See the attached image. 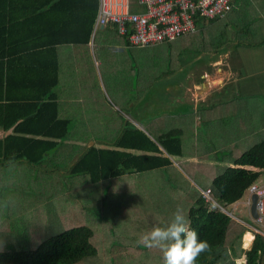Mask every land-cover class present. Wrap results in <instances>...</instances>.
I'll return each mask as SVG.
<instances>
[{"label": "crops", "instance_id": "crops-1", "mask_svg": "<svg viewBox=\"0 0 264 264\" xmlns=\"http://www.w3.org/2000/svg\"><path fill=\"white\" fill-rule=\"evenodd\" d=\"M247 3L231 0L223 15L198 17L192 31L172 39L131 45L112 24L95 22L97 0H0V39L15 42L13 58L17 56L13 81L0 82V121H12L0 126V167L14 159L16 178L29 180L13 186H37L38 200L54 199L56 211L62 207L60 203L67 204L68 196L54 189L56 176L37 174L32 169H56L62 178L75 179L68 184L74 188L80 183L91 186L106 177L114 178L116 186L136 185L142 179H146L145 184H151L150 179L153 186H162L163 180H172L167 185L173 183L174 178H166L167 168L175 167L182 173L180 159L187 162L196 181L190 177L193 188L182 194H176L175 183L170 185V193L168 187L153 188L156 200H163L169 207L166 213L173 215L179 206L176 201L186 197L185 191L191 192V201L196 192L208 188L210 178L220 170V158L211 155L203 161L206 156L201 154L208 153L195 147L200 135L197 124L221 115L228 100L252 98L255 92L264 90V11L258 14L263 23L245 20L240 10L248 8ZM102 31L111 33L107 46L106 41L100 43L108 36H102ZM182 36L186 38L180 40ZM163 41L173 43V51L162 56L169 57L167 64L174 62V72L159 75L162 67L158 74L146 77L140 51L151 44L163 46ZM184 41L187 43L180 45L182 49L176 47ZM194 45L195 50L191 49ZM98 46L115 54L111 66L118 64L102 72L104 77L98 66L107 60L96 51ZM99 90H109L114 98L102 96ZM184 137L191 139L193 152L185 146ZM211 148L205 147L210 154L217 152ZM234 156L219 163L231 164ZM152 169L165 170L148 178L149 174L141 173ZM2 175L0 172V178ZM82 179L85 183L77 181ZM5 180L2 178L3 183ZM111 191L115 188L109 187ZM245 201L246 197H238L227 204L239 208L236 204L240 202L250 221L249 200L247 207ZM141 229L137 225L129 227L125 235L129 245L118 237V243L126 244L119 248H129L132 242L141 245ZM22 238L27 244L34 242L30 246L41 240L28 233ZM249 241L241 246L246 248ZM131 255L145 259L141 251ZM235 261L244 264V254Z\"/></svg>", "mask_w": 264, "mask_h": 264}, {"label": "rangeland", "instance_id": "rangeland-1", "mask_svg": "<svg viewBox=\"0 0 264 264\" xmlns=\"http://www.w3.org/2000/svg\"><path fill=\"white\" fill-rule=\"evenodd\" d=\"M239 1H247V4L250 5L248 8H246L244 5L245 8L240 10L243 18L245 20H253V22L260 24L262 22V18H260L258 14H262L264 11V0ZM101 34L102 36L108 35L103 41H100L102 44L106 41V45L104 46H107L108 42L111 40L109 37L111 33L108 31H102ZM185 38V36H182L180 40ZM186 43V41L180 42V44L176 47L182 49V46L180 45H184ZM191 43H193V41H191L190 44ZM162 45L163 46H159V44H151L150 46L147 45L146 48L143 47L140 51L141 57H139V60H145L146 77L158 74L163 69L162 67H164V70H162L159 75L163 71L167 75L174 72V62H169L167 64L169 57L165 58L162 56H167V54H170V52L173 51V43L163 41ZM104 46L103 50L100 46H98L96 49V51H101V53L104 55V60H107L104 61L103 64L100 63L98 66L99 72L103 75V77L104 73L102 72H109L107 68H109V66H111L112 62L115 60V54L111 53L109 48ZM191 49H197V45H194L191 47ZM106 51H109V53ZM144 55L145 58H143ZM183 58L184 56H182V59ZM116 67H118L117 63L111 66L113 69ZM97 79L100 81L99 78ZM160 79L161 78H159V80ZM99 92L102 96L111 98L113 97L109 90H99ZM228 101L229 103L223 107L221 115H215V117H211L206 121L201 120L196 126L198 128L197 133L200 135L197 136L195 147L203 149L206 153H208L201 154L206 156L203 157L204 162L211 155H215L216 157L220 158L217 162V165L220 167V169L224 165L219 162L226 161L227 156L237 155L254 141L258 140L259 138H264V90H258L254 95H252V98L246 97L236 100L231 99ZM203 134L207 136H204ZM186 138L187 144L185 143V146H187L188 149L190 148V152H193V146L191 145L192 141L188 137H184V140ZM205 147H213L211 148V151L217 150V152L210 154V149L206 150ZM186 163V161H181L178 159L180 171L184 174V176H179V174L182 173H179L175 167H169L166 169V178H174L172 184L175 183L177 191H180H176V194H182V191L188 188L192 189L193 185L191 184L190 180L193 179L196 181V176L193 175L188 166L185 165ZM32 170L37 174L48 173L51 174V176H56V185L53 187L56 189L59 195L63 196V193H65V195L68 196L65 201L67 204L64 202L60 203L62 207L55 211V208H53V202H55L54 199H50V201H48L49 199H46L42 202L38 200L41 197L40 194H38L39 192L37 186L32 184L30 185L29 183H21L17 184L16 186L10 185V187H13L16 193H18L20 204L14 211L11 212L12 214L10 217L7 216L6 220L3 223H0L1 226L9 228V230L6 232L7 235L12 232L13 236L20 237L21 235H26V233H28L30 236H35L36 240L43 239L44 237L57 233L66 227L83 222L81 224L85 223L92 229V233L88 237V241L95 249V252L83 255L79 259L75 260L72 264H144L143 262H148L150 264L161 263L162 260L159 257L155 256L152 259L149 257L150 252H154L155 248L145 247L143 244L138 245L137 243L132 242L130 243L132 244L131 247L121 249L119 246H126V244H121L117 241L119 237V239L125 241L129 245V242L126 241L125 237L129 227H135L136 225L141 226L143 229L139 231L147 233L154 226H164L171 220L172 216L169 215L170 212L166 213L169 207L165 205V202H162L163 200H156L152 191L153 188L166 189L168 187V192L170 193V185L172 184L167 185L166 183H170L172 180L169 182L163 180L164 183L161 184L162 186H153L152 180L150 179H148V181L152 185L145 184L144 182H146V179H142L138 181V184L136 185L128 186L127 184H124L116 186V184H114V178L109 179L106 177L105 179H98L97 183L92 184L91 186L80 183V185H77L74 188L68 184H73L75 179L73 180L72 177L62 178L59 176L56 169ZM164 170L165 169L144 170L141 171V173L149 174L147 176L148 178L153 174H164ZM26 173L27 172H25V174ZM187 174L189 176H187ZM2 178L4 180L6 179L4 173L0 178V186L5 184L2 182ZM17 181L28 182L29 180H26V178L24 180L18 178ZM77 181L85 183V180L83 179ZM203 181L204 180L201 179L200 183ZM263 184L264 169L259 172V174L254 179V182L252 181L246 188L243 189L241 195L239 196V200H243L245 197L246 200H249L247 197L249 188L252 185L258 187L262 186ZM109 187L115 188V191L109 192ZM7 191L8 187H0V196H3ZM157 194L158 197L161 196L160 193L157 192ZM183 194L186 197H184V199L180 198L178 205L184 208V210L187 212L190 203L189 199L192 195L191 192L186 191ZM239 204L240 202L236 204V207L239 208L231 207L229 204H224L223 207L226 212L230 214L232 220L240 221L248 228L250 232L252 230L251 227H255V231H258L264 235V217L262 221H258L253 218L248 221V214L246 215L247 210H245L244 207L239 206ZM46 208L51 210L53 215L50 213V211L48 212ZM128 208L131 209L128 210ZM137 209L139 210V213L137 212L138 214H134ZM262 210L264 212V200L262 201ZM129 211L131 212L130 215L134 216L127 215L129 214ZM237 230L238 225L233 223V225H231L228 229V236H230L231 233H235ZM19 231L23 232V234H20ZM33 243L34 242L28 243V245ZM239 245L241 246V243H239ZM137 247H143V249ZM138 251H141L142 256L145 259H139V257L131 255L132 252Z\"/></svg>", "mask_w": 264, "mask_h": 264}, {"label": "trees", "instance_id": "trees-1", "mask_svg": "<svg viewBox=\"0 0 264 264\" xmlns=\"http://www.w3.org/2000/svg\"><path fill=\"white\" fill-rule=\"evenodd\" d=\"M13 43L15 42L5 37L0 39V82L13 81V61L17 59V56L13 58ZM22 49L26 47H18V50ZM4 53L7 55L2 56ZM1 120L0 126L3 127L12 122L11 118H7L6 122L3 118ZM148 156L147 154L146 157ZM230 163L224 165L208 182L213 200L221 206L238 198L243 189L264 169V138L251 143L232 157ZM199 192L189 200L186 213L191 227L198 232L201 239L208 241L210 248L201 254L197 264H237L235 258L241 253L245 256L244 264H264V235L258 231H248L243 223L232 220L222 209L214 208L204 201ZM178 202L180 201H176V204ZM233 223L238 225V230L228 236V229ZM7 230L9 228L0 224V232H5L3 235L7 240L5 249L0 251V264H72L83 255L95 252L88 241L92 231L87 224L64 228L44 237L33 246L25 243L22 235L15 237L12 232L7 235ZM248 241L246 248L239 245L241 243L246 246ZM155 256L163 264L161 250L150 252L149 257Z\"/></svg>", "mask_w": 264, "mask_h": 264}, {"label": "built area", "instance_id": "built-area-1", "mask_svg": "<svg viewBox=\"0 0 264 264\" xmlns=\"http://www.w3.org/2000/svg\"><path fill=\"white\" fill-rule=\"evenodd\" d=\"M230 5L231 0H97L95 22L112 24L131 45H144L190 32L194 29L196 18L221 16ZM251 191L256 193V216L253 219L262 221L264 184L258 187L252 185L249 188ZM200 194L211 206L226 212L213 200L209 188L200 189ZM247 204L248 199L246 207Z\"/></svg>", "mask_w": 264, "mask_h": 264}, {"label": "clouds", "instance_id": "clouds-1", "mask_svg": "<svg viewBox=\"0 0 264 264\" xmlns=\"http://www.w3.org/2000/svg\"><path fill=\"white\" fill-rule=\"evenodd\" d=\"M16 168L17 162L11 158L0 167V172L7 177L5 184L0 187H8V191L0 196V223H3L10 212L20 204L18 193L10 187L17 183ZM4 233L0 232V251L7 245ZM138 242L145 247L160 249L163 264H197L201 254L210 248L208 241L201 239L198 232L191 227L186 211L180 206H177L168 223L164 226H154L142 234Z\"/></svg>", "mask_w": 264, "mask_h": 264}, {"label": "water", "instance_id": "water-1", "mask_svg": "<svg viewBox=\"0 0 264 264\" xmlns=\"http://www.w3.org/2000/svg\"><path fill=\"white\" fill-rule=\"evenodd\" d=\"M255 202H256V193L254 191H251L249 194V205H248V213L251 218H254L256 216Z\"/></svg>", "mask_w": 264, "mask_h": 264}]
</instances>
